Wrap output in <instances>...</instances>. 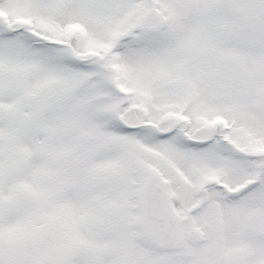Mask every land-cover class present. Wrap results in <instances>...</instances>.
<instances>
[{"label": "snow or ice", "instance_id": "6c2138e0", "mask_svg": "<svg viewBox=\"0 0 264 264\" xmlns=\"http://www.w3.org/2000/svg\"><path fill=\"white\" fill-rule=\"evenodd\" d=\"M0 264H264V0H0Z\"/></svg>", "mask_w": 264, "mask_h": 264}]
</instances>
